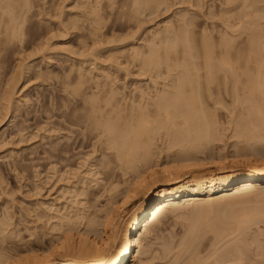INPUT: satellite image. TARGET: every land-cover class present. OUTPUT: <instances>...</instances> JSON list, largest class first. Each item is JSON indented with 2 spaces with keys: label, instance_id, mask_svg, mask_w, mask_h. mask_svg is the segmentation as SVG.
Masks as SVG:
<instances>
[{
  "label": "bare ground",
  "instance_id": "bare-ground-1",
  "mask_svg": "<svg viewBox=\"0 0 264 264\" xmlns=\"http://www.w3.org/2000/svg\"><path fill=\"white\" fill-rule=\"evenodd\" d=\"M147 2L152 4L149 0H134L130 6H135L138 10L139 6H142L146 10L147 5H150ZM155 2L154 5L158 6V1ZM260 2L262 3V0H211L208 7L210 17L205 15L210 19L208 23L205 20L194 22L193 17H190L193 20L186 18L188 14L184 15L186 14L184 13L180 18L178 17L177 27L171 26V22L167 21L169 24L164 25L161 30L158 29L156 34L153 33L154 37L150 39L153 45L150 46L151 48L148 47V52L141 51V46L129 45L128 58L133 61L141 58L143 62L145 58L146 62H144L150 66L152 64L154 69L160 62V65L163 64L167 68L178 69L173 81L171 79L172 82L164 83L166 86L163 84L165 87L158 92L156 90L157 93L155 92L153 97L150 96L151 92L149 95L145 94L146 96L140 92L141 96L137 95V99L130 97L127 101L124 99L127 95L123 99H118L117 91L109 88L110 86L108 89L104 87L105 90L101 89L103 93L105 91L102 98H99V92L78 90L79 94L75 90L80 98L69 102L68 115L66 114L63 121L60 120L63 125L59 120L54 122L56 140L54 145H49V149H43L42 152L47 153L46 159L56 158V163L68 161L72 157L70 153L74 154V150L84 148L91 143L92 152L98 151L103 157H108L105 162L104 158L103 160L101 158L98 162L100 165L104 162L103 164L110 170L121 169L122 175L129 171L130 178L124 180L125 184L121 182L124 185L122 192L120 191L121 197L114 196L106 210L95 208L88 200L87 203L89 202L92 207H87L90 208L88 212H80L77 209L76 212L70 213L71 215L68 214L69 212L63 215L60 213L56 218L60 226L58 225L57 230L52 226L55 228V230L53 228L55 233L51 231L52 234H48L46 243L44 244L37 236L39 241L34 239L36 243L45 245L40 247L44 249L36 250L37 252L28 247L29 241L23 240L29 250L25 249L24 243L16 242L20 237L15 232L13 237L11 235L14 229L12 227L10 229L12 224L10 215L0 214V264H126L133 247L142 244L144 232L152 223H157L166 210L176 212L187 210V214L192 217L193 223H190L187 232H184L186 237L180 242L181 248L176 252L175 260L173 259L180 261L181 257H189L185 262L189 264L190 261L199 258L196 256V250L201 249V247L198 249L199 243L208 244L219 234H223L224 230L227 232V229L232 233L233 230H240L241 233V229L246 228L245 223L253 222L252 224L256 225L253 220H261L264 216L262 212H255L256 215L254 212H247L248 215H254L250 218L245 212L247 217L244 213L243 216L240 213L238 216L237 213L236 216H233V213L232 216H228L229 213L225 211L228 205H232L236 200L244 197L248 200L249 195L262 194L264 190V7L261 8ZM162 3L166 4L163 1ZM25 4L24 0L23 2L0 0L1 38L9 35L11 39L18 35V30H22V24L30 9ZM158 7L155 9L158 10ZM93 9L95 7L92 6L91 10ZM134 9L133 11H136ZM141 10L138 12L140 13ZM140 19L138 18V21ZM192 21L193 30L189 29L193 25ZM173 42L179 43V52H176L177 44L174 45ZM161 43L162 46L164 43L169 47L172 46V57L167 55L165 44V47L163 46L165 52L160 53L165 56L162 54L163 59L159 58L158 46ZM77 84L82 88L79 83ZM79 87L76 89H80ZM5 107L7 110L8 106ZM2 118L4 117L0 120ZM61 127L66 130H64L66 135L57 134ZM222 130H228L229 137L234 139H231L233 148L231 147L232 152L229 155L218 150L216 144L217 141L224 140L222 138L226 133L223 135ZM156 136L162 137L165 142L163 147L167 150L165 154L167 160L154 157L152 146L154 147L153 140ZM60 140L63 142L61 143ZM87 159H84L85 162ZM241 165L246 167L245 171L239 169ZM187 175L190 177L187 178ZM1 191L4 193L3 188ZM139 198L142 200L134 205ZM240 201L237 203L240 204ZM243 201L245 202L244 199ZM231 210L229 211L232 212ZM206 213H213L212 220L204 219L208 215ZM204 220L205 226L203 223V227L200 228ZM229 222L233 224L229 225ZM10 237L11 241H9ZM233 238L232 242L228 241V245L224 243L223 246L226 248L215 251L217 261L224 263L225 258L236 255V251L243 249L240 247L244 245L239 247L238 243L243 244L245 240L233 241ZM255 241L259 251L264 250V244L262 243V248L258 239ZM20 246H25L24 251H20L22 249ZM239 255L237 253V257L241 258L243 251ZM183 258L181 261H185ZM211 261L214 262V259ZM250 261L254 263L255 259ZM214 263L217 264L216 260Z\"/></svg>",
  "mask_w": 264,
  "mask_h": 264
},
{
  "label": "rangeland",
  "instance_id": "rangeland-1",
  "mask_svg": "<svg viewBox=\"0 0 264 264\" xmlns=\"http://www.w3.org/2000/svg\"><path fill=\"white\" fill-rule=\"evenodd\" d=\"M27 1L24 0V4ZM87 1L89 0H30L25 4L30 9L22 24V30H18L17 37L15 36L16 38L13 37L10 39L9 35L8 37L2 36L3 38L0 36V119L4 117L0 120L2 122H0V210H3H1L0 214L10 215V222L16 224H13L14 226L11 224L10 229L12 227L14 229V231L12 229L13 233L15 232L22 239L19 238L18 242V237H16L17 241H14L24 243L23 245H25V241H29L28 247H31L30 249L33 251L44 249V247L41 249L40 247L45 246L43 243H46L49 237L48 234L51 231L53 234L55 233L53 231L54 227L56 230L59 228L60 222L58 223L57 221L59 220L56 218L59 217L60 213V215H63V213L67 214L69 212L68 214L71 215L70 213L76 212L77 209L80 212H88L90 208L88 209L87 207H91L90 203H87L88 200L92 202L95 208H101V211L103 208L106 210L112 203L113 198L121 197L120 193L122 192L121 189L123 190L124 188V180L130 178L129 171L127 172L128 174L122 175V172L120 173L121 169L116 170L115 168L114 171L106 167L103 163L108 157H103L98 151L92 152L93 148L90 142L88 144L91 147L86 145L84 146L85 149L82 147L81 149L74 150V154L70 153L72 157L68 161L56 163V158L46 159L45 154L47 153H43V149H49L52 146L51 144L54 143V140H56V129L53 126L54 122L56 120L63 121L66 118V114L68 115L69 111V102L72 99L80 98V95H77V91L88 90L99 92V98H102L105 95V91L103 93L101 89L103 87L108 89L110 86L109 88L117 91L116 93L118 95L116 97L118 99H123L127 95L124 99L129 101L128 98L130 97L137 99V95L140 97L141 93H144L143 96H146L150 92V96L153 97L156 90L158 92L169 81H173L174 76L178 74V69L176 68V71V69L167 68L163 64L160 65L161 62L154 69L152 64L150 66V64L145 63L146 60L144 58L143 62L145 61L144 63L148 65L146 68L141 58L138 61H133L128 58V48L134 44L137 47L141 46V51L144 50L143 52H146L148 47L153 45V42L150 40L154 37L153 33L156 34L158 29L161 30L169 22H171V26L174 25L173 27H177V22L184 13H186L184 15L188 14L186 18L193 17L195 19L194 22L205 20L208 23L210 20L205 15L210 17L208 7H210L211 0H149V2H152V4L147 2V4H150V7L146 4L149 10L147 7L145 10V7L143 8L142 6H139V10L135 6L131 7V2L133 3L134 0H90V4ZM155 1H158L159 5H157L159 7L154 5ZM162 1L166 4L164 5ZM263 4L264 1L262 0V3H259L261 8L264 7ZM92 6L95 9L91 10ZM157 7L158 10L155 9ZM132 8H135L134 10L136 11H140L141 9L144 11L141 10L139 13L138 11H133ZM94 10L95 12L93 13ZM36 11L39 13L38 15ZM178 11L181 13H178ZM138 13L139 16L137 15ZM131 15H135L141 19L138 21V18L136 19L134 18L135 16L133 17ZM193 18L190 19L193 20ZM192 26H189V29H194V23ZM155 41L157 43V38ZM162 43L159 45V41V54L165 52L164 47L166 43L163 44L164 47ZM173 44H177L175 47L178 50L177 48L175 50L179 52V43L173 42ZM167 46L169 47V45L166 44L165 50H168L167 55L172 57L173 48L170 46L167 49ZM158 49H155V51ZM162 54L159 56L160 59H163L165 56L163 54L164 56L162 57ZM95 86L97 89H95ZM78 87L80 89H76ZM136 88L137 90H135ZM5 106H8L7 110ZM60 123L62 125L64 124L61 121ZM64 127H61L57 134L66 135L67 133ZM54 130L55 132H53ZM222 134H225L223 138ZM222 134L220 135V139L222 138L224 140H219L216 144L218 145V150L223 153L227 152L229 155L232 152L233 147L231 144L234 139L229 137L228 130H222ZM60 141L61 143L63 142L62 140ZM153 141L154 147L152 146V148L155 154L154 157L157 156L158 159L162 158L164 160L166 158L165 154H167V150L163 147L165 142L162 140V137L157 136ZM156 146L158 147L155 148ZM160 150L161 152H159ZM90 153L94 155H90ZM62 154L64 155V153ZM101 158L102 160L104 158V162L100 165L98 162ZM157 158H154V160ZM84 159H87L86 162ZM239 169L245 171L246 167L241 165ZM188 177L190 176L187 175ZM2 188L4 193L1 191ZM5 192L7 195H5ZM251 195L248 196V200L245 197L240 198V200L242 199L241 201L238 199L244 205L241 203L238 204V200L233 202L232 205H228V208L225 210L229 213L228 216H232V213L234 214L233 216H238L244 212L246 214L247 212H254L255 215L258 212H262L264 215V211H259L264 210V190L262 194ZM141 198L136 200L134 205H137L144 197ZM76 201H78L77 203L79 205L76 204ZM229 208H233V210ZM186 211L176 212L166 210L158 222L152 223L148 228L149 230L147 229L144 232L142 244L138 247H133L131 256L126 264H185L189 258L186 257V254L184 255L186 258L181 257L180 261H173V259L175 260L174 256L179 251V248H181L180 242L184 241L183 237H186V233L184 232H187V229L193 223L191 221L192 217ZM235 213L237 214L235 215ZM206 214L208 215L204 219L212 220L213 213ZM252 216L254 215H248L250 218ZM263 218L264 216L261 217V220H253L254 223L256 222V225L252 224V221H250V223L252 222L251 224L247 222L248 226L245 223L244 226L246 228L243 226L245 229H241V233L239 232L240 230H233L232 233L227 229V232L224 230L223 234H219L218 237L208 242V244L199 243L198 249L201 247L204 250H196V256L199 258L196 261H190L189 264H201V262H204L203 264H215V260L217 264H224L225 262V264H246L248 260V264H264V250H261L263 253L259 251V246L258 244V247L256 246L257 241H255L258 239L261 247L262 243L264 244ZM205 220L200 224V228L203 227V223L205 226V222L207 221ZM231 224L233 223L231 222L229 225ZM237 232L240 234L238 235ZM13 233H11L12 237L15 235ZM256 234L257 236H254ZM36 236L42 239L43 243H36L37 241L34 240H38ZM232 238L233 241L236 239V241L240 240V242H242V239L243 241L245 240L243 244L238 243L239 247L240 245H244L240 247H243V249L236 251L238 255L243 251V255L241 258L237 257V253L233 251L236 255L227 256L228 258L223 260L224 263L217 261L214 255L215 251H221L226 248V246H223L224 243L228 245V241L231 240L232 242ZM248 238L251 239L249 240ZM9 239L11 241L12 238L10 237ZM179 239L181 240L178 241ZM146 245L149 247L147 248ZM24 247L22 246L20 251H24ZM28 247L26 246L25 249L27 248L29 250ZM172 247L175 248L173 249ZM182 258L185 261H181ZM238 258L240 259L238 260ZM213 259L214 262L211 261ZM252 259H255L254 263L250 261Z\"/></svg>",
  "mask_w": 264,
  "mask_h": 264
}]
</instances>
